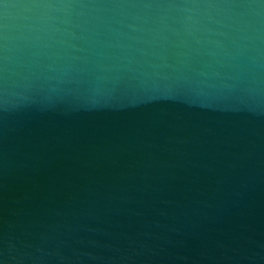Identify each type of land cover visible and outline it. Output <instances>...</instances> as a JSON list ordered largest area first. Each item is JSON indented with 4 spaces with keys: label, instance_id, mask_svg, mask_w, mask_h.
<instances>
[{
    "label": "water",
    "instance_id": "1",
    "mask_svg": "<svg viewBox=\"0 0 264 264\" xmlns=\"http://www.w3.org/2000/svg\"><path fill=\"white\" fill-rule=\"evenodd\" d=\"M0 264H264V0H0Z\"/></svg>",
    "mask_w": 264,
    "mask_h": 264
}]
</instances>
